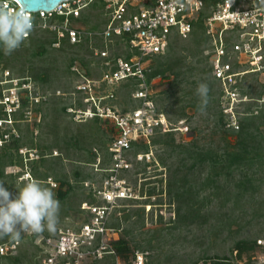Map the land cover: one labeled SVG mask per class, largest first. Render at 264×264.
I'll return each mask as SVG.
<instances>
[{"label":"rangeland","instance_id":"1","mask_svg":"<svg viewBox=\"0 0 264 264\" xmlns=\"http://www.w3.org/2000/svg\"><path fill=\"white\" fill-rule=\"evenodd\" d=\"M202 19L192 23L186 39L172 32L169 51L150 62L158 74L150 79L156 106L172 127L188 131L155 135L153 161L133 164L128 175L139 197L121 202L118 210L130 218L113 219L131 251L148 252L149 264H237L247 254L234 255L236 245L254 241L264 228V74L244 77L239 87L243 102L224 113L228 102L203 55L207 37ZM33 22L35 28L18 50L9 56L0 50V118L11 121L0 126V185L15 196L26 173L61 183V192L55 194L61 206L58 229L76 221L85 199L82 183L92 176L93 150L109 157L111 123L102 118L77 122L69 111L94 109L91 101L83 103L87 95L75 86L84 82L77 71L100 78L102 60L94 57L93 48H103L96 34L105 16L96 0L78 19L69 18L67 27L82 32L80 42L73 44L42 28L64 26L63 19L33 16ZM200 83L210 89L203 113L196 95ZM10 87L20 101L7 115L1 101ZM110 90L114 98L100 101ZM93 97L97 104L119 111L134 105L123 83L101 87ZM9 239L4 236L0 242ZM43 257L33 238L22 233L15 253L0 256V264H41Z\"/></svg>","mask_w":264,"mask_h":264},{"label":"built area","instance_id":"2","mask_svg":"<svg viewBox=\"0 0 264 264\" xmlns=\"http://www.w3.org/2000/svg\"><path fill=\"white\" fill-rule=\"evenodd\" d=\"M94 1L65 0L51 11L37 12L25 11L14 2L10 6L29 13L32 19L33 16L43 20L62 17L64 26L44 24L42 28L67 38L73 44L80 42L82 32L67 27L66 23L69 18L77 19L81 11ZM98 1L103 5L105 23L96 36L102 39L103 48H93V55L102 60V73L96 81L77 71L84 82L75 86L77 92L87 95L82 99L83 103L91 101L94 109H78L72 113L77 122L102 118L111 123V140L107 145L109 157L104 159L93 150L95 159L89 163L92 176L82 183L86 189L85 199L81 201L76 221L71 226L67 219L68 226L58 227L53 235L25 233L41 250L44 256L41 264H91L107 259L112 264H149L146 251L135 250L125 258L118 255L114 244L119 239L120 230L112 224L120 215L121 202L139 197L128 175L133 164L153 161L150 147L155 135L158 132L188 131L187 127H172L156 106L155 91L150 83L152 78H149L151 58L165 53L172 32L186 39L192 32V23L203 18L207 37L203 55L209 63L211 76L219 83L222 99L228 102L227 107H223L224 113L232 112L243 102L239 87L244 77L264 74V0H182V8L171 7V0ZM6 80L5 83H14V79ZM121 83L128 84L129 98L134 105L119 111L111 105L97 104L93 95L101 87ZM10 89L13 87L8 88V94L1 101L7 115L18 108L20 101L18 94ZM113 98L114 93L110 90L100 97V101ZM2 124L11 125V121L0 118V126ZM3 140L0 138V147ZM21 177L25 183L30 180L40 182L51 188L54 194L60 189V183L51 176L38 180L26 173ZM19 240L10 238L0 242V256L13 255ZM237 264H264V228L254 240L249 256Z\"/></svg>","mask_w":264,"mask_h":264},{"label":"clouds","instance_id":"3","mask_svg":"<svg viewBox=\"0 0 264 264\" xmlns=\"http://www.w3.org/2000/svg\"><path fill=\"white\" fill-rule=\"evenodd\" d=\"M13 0H0V50L9 56L18 50L33 31L34 22L27 12L13 8ZM171 7H184L182 0H171ZM209 86L200 83L196 95L198 110L203 113L209 102ZM60 202L51 188L30 180L13 196L0 185V238L19 240L22 233L41 235L45 230L54 234L59 222Z\"/></svg>","mask_w":264,"mask_h":264},{"label":"trees","instance_id":"4","mask_svg":"<svg viewBox=\"0 0 264 264\" xmlns=\"http://www.w3.org/2000/svg\"><path fill=\"white\" fill-rule=\"evenodd\" d=\"M57 18H59V19H62V17H57ZM78 19V18H77ZM68 41V40H67ZM119 46H117V48H118ZM168 48V47H167ZM169 51V49H167L166 51H165V53L164 54H162V55H155V56H152V58H151V60L153 59V58H157V57H161V56H163V55H165L167 52ZM158 74L156 73V72H154V70L153 69H151V73L149 74V78H153V77H155V76H157ZM45 177H47V176H45ZM44 177V178H45ZM60 186H61V183H60ZM61 188L59 189V191L57 192V194L58 193H60L61 192ZM56 194V195H57ZM63 195H64V193H63ZM62 194H61V197L63 196ZM119 212H120V215H119V217L121 216V219H122V221H127L129 218H130V215L129 214H127V213H125V212H121V210H119ZM122 213V214H121ZM112 226L113 227H116V228H118V226H119V223H116V222H114L113 224H112ZM115 248H116V250H117V253H118V255L120 256V257H122V258H125L129 253H131L132 251L130 250V246H129V242L123 237V235H121V236H119V239L115 242ZM253 248H254V241H252V242H250V243H247V242H239L237 245H236V248L234 249L235 251H236V254H237V256H238V258H240L241 257V255L242 254H247V256H249V254H250V252L253 250ZM224 264V263H223Z\"/></svg>","mask_w":264,"mask_h":264},{"label":"water","instance_id":"5","mask_svg":"<svg viewBox=\"0 0 264 264\" xmlns=\"http://www.w3.org/2000/svg\"><path fill=\"white\" fill-rule=\"evenodd\" d=\"M65 0H13L20 8L28 12L51 11Z\"/></svg>","mask_w":264,"mask_h":264},{"label":"bare ground","instance_id":"6","mask_svg":"<svg viewBox=\"0 0 264 264\" xmlns=\"http://www.w3.org/2000/svg\"><path fill=\"white\" fill-rule=\"evenodd\" d=\"M71 112L73 111V110H70Z\"/></svg>","mask_w":264,"mask_h":264}]
</instances>
